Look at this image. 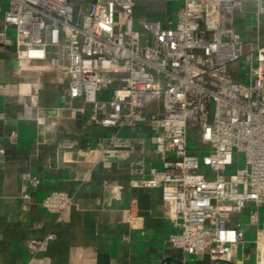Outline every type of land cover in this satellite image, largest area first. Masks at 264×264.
Instances as JSON below:
<instances>
[{
    "label": "built area",
    "instance_id": "2783aa9c",
    "mask_svg": "<svg viewBox=\"0 0 264 264\" xmlns=\"http://www.w3.org/2000/svg\"><path fill=\"white\" fill-rule=\"evenodd\" d=\"M146 3L164 4L162 17L138 14ZM243 7L244 0H0L18 61H41L37 69L110 130L96 139L98 159L133 157V184L161 188L175 225L169 244L214 262H237L246 227L257 249L264 235V47L234 30ZM142 125L153 132L158 167L146 165L143 140L132 133ZM71 202L55 191L42 206L61 213Z\"/></svg>",
    "mask_w": 264,
    "mask_h": 264
},
{
    "label": "crops",
    "instance_id": "0c3cea01",
    "mask_svg": "<svg viewBox=\"0 0 264 264\" xmlns=\"http://www.w3.org/2000/svg\"><path fill=\"white\" fill-rule=\"evenodd\" d=\"M257 1L244 0L232 26L244 41L264 47ZM13 39L0 20V264H263L248 227L236 263L173 248L167 238L175 225L161 188L133 184V157L125 153L98 159L96 139L110 130L95 123L91 105L41 73V61H18ZM247 62L236 65L241 80ZM132 133L143 140L146 165L160 166L150 128ZM55 191L72 198L61 213L42 206Z\"/></svg>",
    "mask_w": 264,
    "mask_h": 264
},
{
    "label": "rangeland",
    "instance_id": "374dc122",
    "mask_svg": "<svg viewBox=\"0 0 264 264\" xmlns=\"http://www.w3.org/2000/svg\"><path fill=\"white\" fill-rule=\"evenodd\" d=\"M165 5L164 4H161V3H146V4H142L139 8H138V10H137V13L138 14H144V15H147V16H149L148 14V9H153V10H155V13H153V15L154 16H160V17H162V14H163V11H164V9H165V7H164ZM190 146H192L193 148H194V144L193 143H191L190 144ZM201 169H203V167H201ZM262 242H264L263 240H261V239H259V241H258V245H259V249H263L262 247H261V245L260 244H262ZM260 250V251H261ZM263 251H264V249L261 251L262 252V254H263V260H262V263L264 264V253H263Z\"/></svg>",
    "mask_w": 264,
    "mask_h": 264
},
{
    "label": "bare ground",
    "instance_id": "6f19581e",
    "mask_svg": "<svg viewBox=\"0 0 264 264\" xmlns=\"http://www.w3.org/2000/svg\"><path fill=\"white\" fill-rule=\"evenodd\" d=\"M261 240H263V241H264V235H263V236H261ZM260 245H261V247L264 249V242H262V244H260ZM263 249H262V250H263ZM260 250H261V249H260ZM262 250H261V251H262ZM263 253H264V251H263ZM261 254H262V253H261Z\"/></svg>",
    "mask_w": 264,
    "mask_h": 264
}]
</instances>
